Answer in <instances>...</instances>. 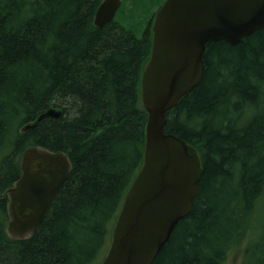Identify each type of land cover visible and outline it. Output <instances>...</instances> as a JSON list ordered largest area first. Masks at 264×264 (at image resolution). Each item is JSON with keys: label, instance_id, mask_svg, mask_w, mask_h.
<instances>
[{"label": "trees", "instance_id": "trees-1", "mask_svg": "<svg viewBox=\"0 0 264 264\" xmlns=\"http://www.w3.org/2000/svg\"><path fill=\"white\" fill-rule=\"evenodd\" d=\"M100 2L0 0V264H100L142 165L152 18L140 37L97 28ZM203 61L164 126L197 152L198 194L152 264H226L238 249L239 264H264V28L208 43ZM50 108L60 116L37 120ZM31 147L71 169L41 225L13 238L6 191Z\"/></svg>", "mask_w": 264, "mask_h": 264}, {"label": "water", "instance_id": "water-1", "mask_svg": "<svg viewBox=\"0 0 264 264\" xmlns=\"http://www.w3.org/2000/svg\"><path fill=\"white\" fill-rule=\"evenodd\" d=\"M121 0H102L94 25L111 23ZM264 28V0H165L154 14L148 62L141 75L147 113L142 165L125 193L100 264H152L198 194L199 156L166 133V113L201 81L210 42L237 45ZM53 108L42 117L60 116ZM30 126L24 127L28 129ZM21 175L7 190L8 233L28 237L43 222L71 169L64 153L31 147L21 156Z\"/></svg>", "mask_w": 264, "mask_h": 264}, {"label": "rangeland", "instance_id": "rangeland-1", "mask_svg": "<svg viewBox=\"0 0 264 264\" xmlns=\"http://www.w3.org/2000/svg\"><path fill=\"white\" fill-rule=\"evenodd\" d=\"M164 1L165 0H121V7L117 11L114 20L123 28L131 30L135 35L140 37L148 23H151V18L154 16L153 14H155ZM261 214L262 213H258L256 219H262L263 221ZM262 221L260 223L258 222L254 231L261 226ZM255 234H257V232ZM241 252V249H238L236 253L231 255L226 264H239L242 255ZM104 254H106V252H104Z\"/></svg>", "mask_w": 264, "mask_h": 264}]
</instances>
